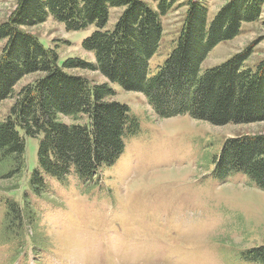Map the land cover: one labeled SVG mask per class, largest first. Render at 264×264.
<instances>
[{
	"label": "trees",
	"instance_id": "1",
	"mask_svg": "<svg viewBox=\"0 0 264 264\" xmlns=\"http://www.w3.org/2000/svg\"><path fill=\"white\" fill-rule=\"evenodd\" d=\"M14 1L11 15L0 24V106L13 101L0 121V179L22 178L25 141L36 139L37 168L25 188L38 198L48 193L45 177L61 185L71 174L82 183L97 181L123 154L124 140L139 133L128 106L112 100L110 83L142 94L160 118L189 115L213 126L264 123V58L254 68L245 67L248 48L200 72L213 48L260 19L264 0L226 1L211 20L203 2L187 0L175 45L154 74L150 61L160 45L161 18L177 0H159L156 9L142 0ZM112 9L121 13L107 29ZM48 18L69 32L93 27L82 49L94 63L67 58L59 65L56 50L25 31ZM74 70L97 73L105 81L91 84L69 73ZM31 75L39 77L16 91ZM214 167L219 179L244 174L264 190V136L226 140ZM23 205L10 202L4 223L7 238L17 243L37 223L26 198ZM250 252L251 259L264 264V247Z\"/></svg>",
	"mask_w": 264,
	"mask_h": 264
},
{
	"label": "rangeland",
	"instance_id": "2",
	"mask_svg": "<svg viewBox=\"0 0 264 264\" xmlns=\"http://www.w3.org/2000/svg\"><path fill=\"white\" fill-rule=\"evenodd\" d=\"M142 1L153 9L159 2ZM200 1L211 20L229 0ZM186 3L177 0L161 18L162 37L150 61L151 74L175 45ZM14 8V0L0 1V24ZM120 13L110 10L107 29ZM260 14L233 40L213 48L200 72L248 48L251 55L245 67L254 68L264 58V6ZM93 30L69 32L48 18L25 31L55 49L61 65L67 58L94 63L93 55L82 49ZM3 45L0 41V50ZM69 73L91 84L105 81L94 72ZM37 77H25L16 91ZM109 86L115 93L112 100L127 105L137 118L139 133L124 140L123 154L97 181L82 183L71 174L61 185L45 177L44 198L25 188L37 168L38 146V140L27 138V172L22 178L0 179V264H262L250 258V251L264 247V190L244 174L217 178L214 158L226 140L264 136V123L213 126L189 115L164 119L156 116L142 94ZM12 103L8 99L1 104L0 121ZM24 195L37 223L32 231L26 227L29 233L17 243L7 238L4 223L10 202L25 207Z\"/></svg>",
	"mask_w": 264,
	"mask_h": 264
}]
</instances>
